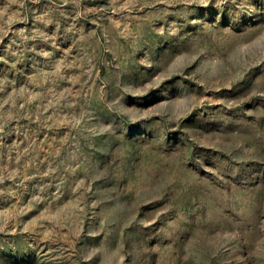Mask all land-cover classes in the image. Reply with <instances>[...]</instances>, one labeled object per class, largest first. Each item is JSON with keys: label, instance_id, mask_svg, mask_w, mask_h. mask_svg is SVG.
<instances>
[{"label": "rangeland", "instance_id": "obj_1", "mask_svg": "<svg viewBox=\"0 0 264 264\" xmlns=\"http://www.w3.org/2000/svg\"><path fill=\"white\" fill-rule=\"evenodd\" d=\"M0 264H264V0H0Z\"/></svg>", "mask_w": 264, "mask_h": 264}]
</instances>
